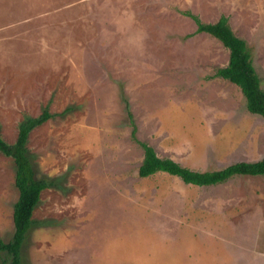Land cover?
<instances>
[{"label":"rangeland","instance_id":"1","mask_svg":"<svg viewBox=\"0 0 264 264\" xmlns=\"http://www.w3.org/2000/svg\"><path fill=\"white\" fill-rule=\"evenodd\" d=\"M185 11L227 17L264 90V0H0V135L47 107L27 153L35 178L63 177L40 192L22 264H264L263 175H138L139 142L197 171L264 158V118L212 76L228 49ZM17 198L0 153L3 242Z\"/></svg>","mask_w":264,"mask_h":264},{"label":"trees","instance_id":"2","mask_svg":"<svg viewBox=\"0 0 264 264\" xmlns=\"http://www.w3.org/2000/svg\"><path fill=\"white\" fill-rule=\"evenodd\" d=\"M196 26V32L208 33L228 49V62L213 72V77H221L236 84L246 101V108L252 114L264 118V90L260 78L252 64L251 53L247 42L237 37L231 30L227 17L220 15L215 22H203L189 11L184 13ZM131 117V115L129 114ZM51 117L44 107L36 117H27L18 125V132L13 143H7L0 135V153L12 159L15 165V186L18 198L13 205V234L9 241L0 239V252L4 253L0 264H22L21 245L27 230L30 228L32 211L39 201L40 192L49 187L58 186L63 179L57 176L52 179H37L27 153L26 143L29 133ZM143 149V158L138 168V175L146 177L158 171L177 176L186 184L197 186L215 185L227 181L236 175H263L264 158L257 161H238L218 170L197 171L179 165L170 158L158 157L153 148L139 142Z\"/></svg>","mask_w":264,"mask_h":264}]
</instances>
